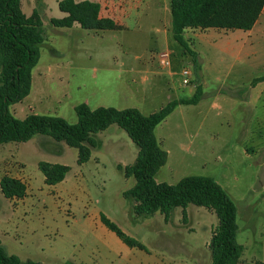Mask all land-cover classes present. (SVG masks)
<instances>
[{
  "label": "rangeland",
  "instance_id": "1",
  "mask_svg": "<svg viewBox=\"0 0 264 264\" xmlns=\"http://www.w3.org/2000/svg\"><path fill=\"white\" fill-rule=\"evenodd\" d=\"M58 1L21 0L26 16L39 10L46 40L57 31L51 19L62 15ZM150 31L142 28L131 32V37L137 39L132 44L135 49L146 56L168 49L152 40ZM197 33L190 47L197 60L194 81L202 85L203 98L198 106H182V110L174 111L159 126L161 147L170 152V158L156 179L173 185L188 176L214 178L237 205L238 242L246 249L245 264L264 262V190L257 181L254 164H250L254 160H245L240 151L244 136L240 129L247 119L237 108L239 100L233 101L227 94L215 97L220 85L244 84V66L264 55L263 34L249 37L247 31L225 29ZM126 36L107 33L99 38L74 40L73 47L69 40L61 39L55 46L57 51L45 42L37 66L55 82L49 93L46 88L42 100L33 102L31 95L22 102L24 110L16 111V106L21 107L17 104L10 111L23 119L31 105L37 114L62 117L75 124L78 118L74 106L92 96L107 49L123 46L120 40ZM171 48L183 49L177 42ZM258 68L264 72L263 67ZM41 76L35 74L36 79ZM175 82L181 97L195 94L194 86L183 84L182 77L177 76ZM167 96L152 95L148 106L142 107L143 114L160 110ZM137 100L138 96L131 98L126 106H137ZM111 138L115 145L105 146ZM95 139L98 145L91 148L90 160L83 165L77 163V149L48 136L0 145V180L8 157H19L25 164L24 178L30 184L19 201L7 200L0 190L2 248L23 262L43 264H211L209 243L219 225L216 214L190 204L185 221L181 207L174 209L168 223L159 212L150 217L135 216L133 201L123 193L136 180L126 178L118 165L133 164L138 146L117 125L98 133ZM41 162L67 165L71 171L65 181L48 186L39 168ZM102 215L145 249L125 244L104 226Z\"/></svg>",
  "mask_w": 264,
  "mask_h": 264
},
{
  "label": "trees",
  "instance_id": "2",
  "mask_svg": "<svg viewBox=\"0 0 264 264\" xmlns=\"http://www.w3.org/2000/svg\"><path fill=\"white\" fill-rule=\"evenodd\" d=\"M58 7L66 16L51 19L54 27L71 28L77 24L84 30L94 32L119 29L112 20L100 18V5L95 2L62 0ZM263 10L264 0H171L170 30L174 40L192 56L197 65L196 54L185 38L186 31H250ZM42 27L38 9L31 16H26L21 0H0V145L25 143L36 135L48 136L77 149V163L83 165L90 160L91 148L98 145L95 136L117 125L139 148L133 164L118 165L126 178L136 180L135 185L123 193L126 199L134 203L133 214L150 217L159 212L168 223L174 209L179 207L183 209L184 221L190 204L211 210L219 220L209 243L211 264H241L244 247L238 242V208L214 178L188 176L173 185L156 180L157 173L167 163L168 154L160 146L155 129L178 107L197 105L203 98L202 88L198 86L192 97L172 100L151 115H144L137 108L91 109L82 103L75 108L78 118L75 124L62 117L40 114H29L24 119H18L10 107L30 95L33 70L40 61L41 48L46 42ZM39 168L48 186L63 182L71 171L67 165L48 162H41ZM0 188L7 199H22L27 191L21 180L8 175L2 177ZM101 221L128 246L145 249L106 216L102 215ZM0 264L43 263L23 262L18 256L8 254L0 241Z\"/></svg>",
  "mask_w": 264,
  "mask_h": 264
},
{
  "label": "crops",
  "instance_id": "3",
  "mask_svg": "<svg viewBox=\"0 0 264 264\" xmlns=\"http://www.w3.org/2000/svg\"><path fill=\"white\" fill-rule=\"evenodd\" d=\"M60 1H58L57 3H59ZM75 1H91L99 4L100 18L112 20L119 29L112 31L94 32L84 30L77 24H75L71 28L55 27L57 28V31L55 32L53 37L46 40V46L48 48L55 49V46L59 43V40L61 42V39H67L69 40V42H71L70 45H74V40L81 41L82 39L99 38L103 37L107 33L127 35L126 37H124V40L122 42L120 40V45L123 46H119L114 49H107L106 55L103 58L105 60V63L103 64L104 68L99 75L101 77L100 81L96 84L97 87L93 90L92 96L90 98L88 97L83 102L87 104L91 109H97L99 107H113L119 110H123L126 108H137L142 112V107H147L148 100H150V97L155 94L168 95L166 98V104L172 100L189 98L181 97V89L177 87L175 82V78L177 76L182 77L181 69L185 65L193 66L191 85L194 86L195 92L198 86L202 88L201 84L195 83L194 81L196 67L192 56L187 54L183 49L174 50L171 48L174 42H176L170 30L171 0ZM65 16L66 15L62 13L60 18L55 19H62ZM142 28L151 30V39L159 43L161 46H165L168 48V50L172 51L173 55L171 68L161 67L155 58L156 53L152 56H146L147 54L145 55V53L143 52L140 53L137 49H135L136 45H132L137 39L131 37V32ZM192 32L195 33L191 34ZM197 32L198 30H188L185 33V38L191 43V41L198 36L199 33ZM257 32L263 34L264 38V10L254 27L250 31H247L249 37H253L254 34H257ZM75 45L77 46V43H75ZM55 50L57 51V49ZM77 59L80 58L78 57ZM244 67L245 68L242 73L245 80L244 84H235L229 87L220 85L215 90V97L227 94V96H229L231 100L236 102L239 100L237 108L241 112H244L242 113L244 115V119H247L245 121H242V126L240 129L241 133L244 135L243 145L240 148V151L241 154L245 157V160H254L250 164H254L257 181L260 183L264 190V72H260L258 70V67H263L264 69V55L262 54L259 59L255 60L254 62H250ZM56 68L61 69L60 66H56ZM37 73L40 75L42 74V76L36 79L35 74ZM53 82H55L54 79L45 77L42 68L37 66L35 68V73L33 74L32 89L30 95L27 98L32 95L31 98L33 99V102L42 100L44 98L46 88L48 89L47 92L49 93V87ZM135 96H138L137 106H126L127 103H129L130 99ZM174 96H176V98H172ZM22 102L18 103L21 104V107H19V105L16 106V111L18 109L24 110V105H22ZM166 104H164V106ZM198 104L194 106H198ZM78 105L79 104L75 105L74 109ZM27 108L29 110V113L27 115L37 114L34 112L31 105L27 106ZM182 108V106L178 107L175 112H177V110H182ZM233 112H235V110ZM26 116H24V118ZM160 125L156 127L155 134L161 146V141L159 140L160 138L158 136V128ZM110 128H112V126ZM110 128L103 132H107ZM106 145L112 146L115 145V143L111 138L110 140H107V144H105V146ZM3 149L5 151L9 150L7 147H4ZM115 149L117 151V147H115ZM165 151L168 154V164L170 152L168 150ZM119 164L122 166H127L122 163ZM24 166L25 164L23 160L19 157H8V160L4 163L2 168V171L4 172L3 176L8 175L12 178L21 180L26 185V187L30 186V184H28L27 180L24 178ZM157 182L162 183L158 180ZM7 200L11 201L13 199ZM14 200L19 201L21 199L14 198ZM242 246L244 247V252L241 258V264H245L246 260L244 259V253L246 249L244 245ZM254 261L255 264L264 263L259 260Z\"/></svg>",
  "mask_w": 264,
  "mask_h": 264
},
{
  "label": "built area",
  "instance_id": "4",
  "mask_svg": "<svg viewBox=\"0 0 264 264\" xmlns=\"http://www.w3.org/2000/svg\"><path fill=\"white\" fill-rule=\"evenodd\" d=\"M172 51L168 49L161 50L156 53L155 58L159 65L163 68H171L172 66ZM193 70L189 65H185L181 69L183 84L189 85L192 81Z\"/></svg>",
  "mask_w": 264,
  "mask_h": 264
}]
</instances>
